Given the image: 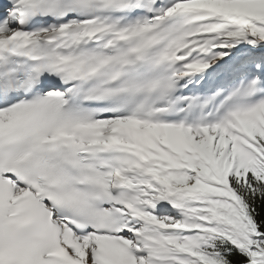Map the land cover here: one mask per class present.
<instances>
[{"label":"snow or ice","instance_id":"obj_1","mask_svg":"<svg viewBox=\"0 0 264 264\" xmlns=\"http://www.w3.org/2000/svg\"><path fill=\"white\" fill-rule=\"evenodd\" d=\"M0 264H264V0H0Z\"/></svg>","mask_w":264,"mask_h":264}]
</instances>
